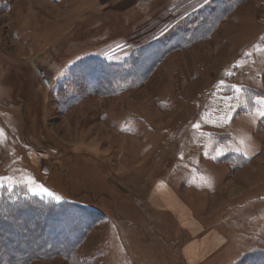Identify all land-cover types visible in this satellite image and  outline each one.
Masks as SVG:
<instances>
[{
  "label": "rangeland",
  "instance_id": "1",
  "mask_svg": "<svg viewBox=\"0 0 264 264\" xmlns=\"http://www.w3.org/2000/svg\"><path fill=\"white\" fill-rule=\"evenodd\" d=\"M135 1L121 11L0 0V197L99 211L74 264H184L178 223L147 203L167 179L193 217L228 237L213 264H239L264 244V0L211 22L202 40L203 19L226 0ZM141 52L155 63L143 85L128 78L115 95L80 97L77 62L127 70ZM231 153L250 162L220 160Z\"/></svg>",
  "mask_w": 264,
  "mask_h": 264
},
{
  "label": "trees",
  "instance_id": "2",
  "mask_svg": "<svg viewBox=\"0 0 264 264\" xmlns=\"http://www.w3.org/2000/svg\"><path fill=\"white\" fill-rule=\"evenodd\" d=\"M226 1L218 12L203 19L204 29L199 33V40L206 38L204 36L210 30L211 22L223 21L249 0ZM261 12L264 14V11ZM150 49L145 50V55L151 53ZM145 55L142 52L136 54L137 59L132 61V66L127 70L122 64L107 60L100 62L99 59H85L84 63L80 60L70 70V76L76 79L74 81L79 85L80 97L83 99L112 96L119 91V84L126 85L128 78L132 79L133 88H138L149 79L155 63ZM92 64L97 66L100 74H95V71L93 73ZM80 69L86 75L82 76ZM242 156L231 153L222 156L220 160L233 164L235 169H241L250 162V159ZM6 195L0 197V264H33L55 258L74 264L80 244L100 220L99 211L74 202L55 201L29 194L13 196L8 192ZM239 264H264V244L241 257Z\"/></svg>",
  "mask_w": 264,
  "mask_h": 264
},
{
  "label": "crops",
  "instance_id": "3",
  "mask_svg": "<svg viewBox=\"0 0 264 264\" xmlns=\"http://www.w3.org/2000/svg\"><path fill=\"white\" fill-rule=\"evenodd\" d=\"M132 0H101V4L110 7V4L122 7L126 11L133 4ZM139 0H136L137 2ZM181 193L176 191L171 181L160 179L156 182L150 199L147 203L154 212L168 213L178 223L181 236V254L184 264H212L218 259L222 251L230 244L228 237L215 229H208L201 220L193 217L186 207ZM177 202V204L175 202ZM174 202V203H172ZM221 203L216 207L220 209ZM207 219H205L206 221Z\"/></svg>",
  "mask_w": 264,
  "mask_h": 264
},
{
  "label": "snow or ice",
  "instance_id": "4",
  "mask_svg": "<svg viewBox=\"0 0 264 264\" xmlns=\"http://www.w3.org/2000/svg\"><path fill=\"white\" fill-rule=\"evenodd\" d=\"M261 114L264 115V113H261ZM2 181H3V178L0 177V187L3 186ZM29 191H32L33 194H36V190H34V189H29ZM39 191H40V192H43V193H45V194H47V195H52L50 192H48L47 189H45V188H43V187H41V188L39 189Z\"/></svg>",
  "mask_w": 264,
  "mask_h": 264
}]
</instances>
